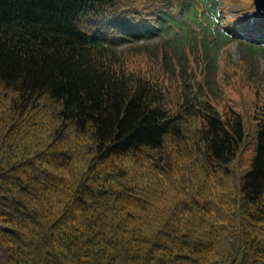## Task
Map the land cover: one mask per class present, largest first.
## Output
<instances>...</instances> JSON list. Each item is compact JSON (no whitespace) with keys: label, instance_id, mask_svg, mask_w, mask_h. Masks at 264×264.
<instances>
[{"label":"trees","instance_id":"trees-1","mask_svg":"<svg viewBox=\"0 0 264 264\" xmlns=\"http://www.w3.org/2000/svg\"><path fill=\"white\" fill-rule=\"evenodd\" d=\"M220 6L0 0V264H264V110L252 133L207 104L197 120L190 98L238 38ZM155 38L148 69L120 50Z\"/></svg>","mask_w":264,"mask_h":264},{"label":"rangeland","instance_id":"rangeland-1","mask_svg":"<svg viewBox=\"0 0 264 264\" xmlns=\"http://www.w3.org/2000/svg\"><path fill=\"white\" fill-rule=\"evenodd\" d=\"M222 15H224L223 24L235 22L233 9L237 8L239 3L243 0H222ZM250 2V7L254 10L253 0H244ZM158 39H152L149 46L145 47H120V50L126 57L139 54L144 58L140 61L143 63V68L148 69V63L145 57L153 59L156 58L155 46L152 44ZM153 49L154 53L147 49ZM248 50L243 43L237 40L227 42L223 46H219L216 50L217 68L215 70L214 83L211 87L213 93H210L205 87L199 90L198 84L200 78L195 75L192 84V93L190 97L195 107L200 110L197 113V120L201 118L202 112L205 111L203 104H207L213 110H217L218 114H233L239 112L242 114L247 129L253 133V108L258 106L264 110V50L248 54ZM160 57L158 56V58ZM157 61L154 60V67ZM163 68V64H161ZM171 74L164 73V79L168 83V90L170 94L179 93L181 87V79L178 82L174 79L167 78ZM174 75V74H173ZM192 80V77H191ZM189 90V88H188ZM190 96V95H189ZM203 107V108H202ZM192 121V126H195ZM250 133L249 137L242 144L239 154L233 163L235 168L234 173L241 176L248 165V160L253 154V137ZM237 168V171H236Z\"/></svg>","mask_w":264,"mask_h":264},{"label":"water","instance_id":"water-1","mask_svg":"<svg viewBox=\"0 0 264 264\" xmlns=\"http://www.w3.org/2000/svg\"><path fill=\"white\" fill-rule=\"evenodd\" d=\"M254 4L257 12L264 15V0H254Z\"/></svg>","mask_w":264,"mask_h":264}]
</instances>
